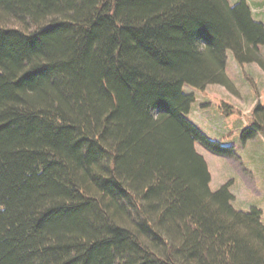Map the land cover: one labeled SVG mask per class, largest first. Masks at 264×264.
I'll return each instance as SVG.
<instances>
[{"label":"trees","instance_id":"obj_1","mask_svg":"<svg viewBox=\"0 0 264 264\" xmlns=\"http://www.w3.org/2000/svg\"><path fill=\"white\" fill-rule=\"evenodd\" d=\"M262 44L246 0H0V264H264L183 90Z\"/></svg>","mask_w":264,"mask_h":264},{"label":"rangeland","instance_id":"obj_2","mask_svg":"<svg viewBox=\"0 0 264 264\" xmlns=\"http://www.w3.org/2000/svg\"><path fill=\"white\" fill-rule=\"evenodd\" d=\"M246 1L253 17L264 24V0ZM236 2L229 0L231 5ZM259 49L264 58V44ZM225 73L232 82L231 90L220 83H208L203 89L183 86L185 92L194 95L187 118L209 139L233 147L235 155L229 156L195 142L207 162L211 190L229 182L234 207L242 211L258 207L264 224V127L256 130L254 137L242 139L254 120L264 121V110L255 112L258 104L264 108V70L256 62L238 63L229 49Z\"/></svg>","mask_w":264,"mask_h":264}]
</instances>
